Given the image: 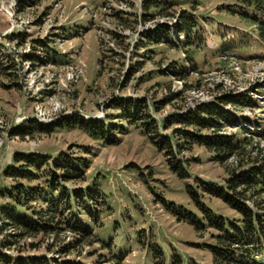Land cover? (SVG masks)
Listing matches in <instances>:
<instances>
[{"label": "rangeland", "instance_id": "374dc122", "mask_svg": "<svg viewBox=\"0 0 264 264\" xmlns=\"http://www.w3.org/2000/svg\"><path fill=\"white\" fill-rule=\"evenodd\" d=\"M140 1L0 0V62L12 61L16 70L14 76L0 77V190L13 182L3 169L15 153L56 156L65 152L85 158L90 162L87 182L66 186L69 191L86 186L92 193L88 210L78 214L74 207V213L97 241L81 255L70 254L64 260L73 264H213L208 246L216 231L188 187L213 216L233 220L237 217L233 210L207 194L199 195L197 187L202 182L220 188L226 172L203 147L194 145L170 156L175 163L183 160L187 177L180 178L142 130L120 121L109 103L146 97L147 110L158 122L176 110L171 104L157 110L153 103L162 99L167 85L175 91L182 87L171 64L183 58L184 27H177L176 20L183 11L193 27L191 39L201 44L206 57L200 72L187 80L189 86L192 78H198L202 88L186 94V106L222 90L242 95L252 105L233 109L240 121L228 125L225 132H244L264 149V55H252L264 53V0L258 5L244 0H164L173 7L165 5L163 12L174 16L153 17L145 23L134 20ZM157 24L165 26L159 29L166 35L160 37L170 43H146L145 50L112 56L111 32L120 31L134 44L142 31ZM224 54L230 60L222 61ZM137 63L143 67L122 87L128 66L137 67ZM139 78L143 81L136 85ZM215 84H221L220 90L213 89ZM88 119L128 130L119 131L118 143L109 145L93 139L77 124L61 125L51 133L33 130L36 122ZM18 128L30 130L29 134H16ZM193 222L203 228L200 233ZM6 232H0V244ZM63 237L67 241L71 233L63 232ZM55 248L17 252L15 247H0V252L49 259L57 258ZM254 264H264V254Z\"/></svg>", "mask_w": 264, "mask_h": 264}, {"label": "trees", "instance_id": "16d2710c", "mask_svg": "<svg viewBox=\"0 0 264 264\" xmlns=\"http://www.w3.org/2000/svg\"><path fill=\"white\" fill-rule=\"evenodd\" d=\"M244 1H252L255 5L260 3L259 0ZM165 5L173 7L164 0H141L140 15H134L135 22L145 23L153 17H155L153 19L173 17L174 14L163 12ZM151 11L155 13H150ZM176 20L179 21L177 27L181 29L182 25L184 27V34H181L184 37L183 58L173 62L171 67L174 69V75L180 78L182 87L175 91L167 85L163 89L162 99L153 103L157 110L158 106L169 104L176 110L158 122L147 110L146 97H129L124 102L112 99L109 107L118 111L117 117L120 121L126 122L128 127L140 128L151 143L163 153L169 168L180 178L187 177L181 163L183 160L180 159L179 163H175L171 160V155L180 153L182 149L190 150L194 145L203 147L211 155L210 160L220 165L227 177L224 185L218 189H212L201 182L197 186L201 190L199 195L207 194L208 198L221 201L237 214L233 220L213 216L211 211L203 207L197 199L198 194H194L187 186L190 195L209 219L210 228L216 231L208 246L212 262L213 264H254L264 254V149L253 143L252 138L244 132H239L238 135L225 132L228 125L233 122L238 124L240 121L233 109L251 106L252 103L242 95L230 91L225 93L222 90L216 92L220 95L208 103L186 106V94L193 90L200 91L202 88L198 78H192L193 82L189 86L187 80L190 75H197L200 72L199 67L205 63L206 57L202 53L201 44L191 39L190 33L193 27L190 26L183 11H179ZM155 26L157 27L142 31L140 41L134 44L127 41L128 37L120 31L111 32L110 40L114 43V48H110L109 51L112 56L124 55L125 52L130 54L134 49L135 52L138 49L145 50L147 44L170 43L169 40H162L166 38H161L166 35V31L162 30L165 26L163 27V24ZM160 27L162 28L159 29ZM125 29L130 31L131 28ZM99 45L101 51V43ZM252 55H264V53ZM7 61V64L0 62V77L8 78L16 73L15 64ZM103 61L102 56L99 60L100 70ZM135 66L137 67L128 66L122 77V87H125L132 76L143 67L142 63H137ZM168 69L163 70L165 74ZM141 81L142 78H139L136 85ZM220 87L221 84L213 85V89L217 91ZM226 107H229V110ZM74 124L85 130L93 139L107 145L118 143L119 131L125 133L128 130V127L118 130L117 124H105V121L98 119L77 122L68 120L49 124L36 122L33 130L39 133H51L61 125L70 127ZM168 130L169 133L166 132ZM29 131L18 128L15 133L27 135ZM89 166L90 162L85 158L65 152H59L56 156L35 152L13 154L11 164L3 169L4 175L13 182L8 188L0 190V198L3 199L0 204V232L9 229L13 232H6L0 247L3 248L2 250L15 247L17 252L27 248L36 251L35 249L44 247L47 252L58 245L55 248L58 256L49 259L44 256L23 258L0 252V264H73L64 258L70 254L81 255L85 247L97 241L91 229L85 227L74 213V207L78 214L88 210L87 203L92 193L86 186L71 191L66 186L69 183H86ZM98 212L99 210L96 209L97 219ZM185 216L192 218L189 213H185ZM195 226L198 233L203 230L200 224ZM63 232H70L71 238L66 241Z\"/></svg>", "mask_w": 264, "mask_h": 264}, {"label": "built area", "instance_id": "2783aa9c", "mask_svg": "<svg viewBox=\"0 0 264 264\" xmlns=\"http://www.w3.org/2000/svg\"><path fill=\"white\" fill-rule=\"evenodd\" d=\"M223 91H224L225 93H229L228 90H227V91H226V90H223ZM219 95H220L219 93L211 94L210 97H208V98H206V99H203V100H201L200 102L195 103V105L198 104V103H203V104H204V103H208V102L214 100V98H215L216 96H219ZM192 106H194V104L191 105L190 107H192Z\"/></svg>", "mask_w": 264, "mask_h": 264}]
</instances>
